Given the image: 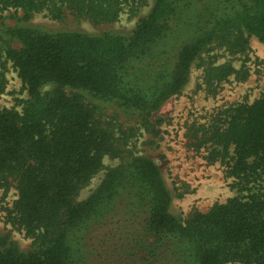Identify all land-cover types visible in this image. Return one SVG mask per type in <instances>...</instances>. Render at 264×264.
<instances>
[{
    "label": "trees",
    "instance_id": "obj_1",
    "mask_svg": "<svg viewBox=\"0 0 264 264\" xmlns=\"http://www.w3.org/2000/svg\"><path fill=\"white\" fill-rule=\"evenodd\" d=\"M145 2L0 0L16 20L0 30V53L28 93L21 111L0 109V194L15 190L8 221L33 239L21 250L0 234V264H264V95L194 131L195 148L224 166L235 192L204 213L173 215L159 167L126 156L139 130L159 137L154 114L180 94L208 46L245 55L251 37L264 44V0H154L129 32L99 35L30 23L46 12L111 24L127 3ZM231 76L249 73L209 66L205 86ZM105 156L121 162L78 201Z\"/></svg>",
    "mask_w": 264,
    "mask_h": 264
},
{
    "label": "rangeland",
    "instance_id": "obj_2",
    "mask_svg": "<svg viewBox=\"0 0 264 264\" xmlns=\"http://www.w3.org/2000/svg\"><path fill=\"white\" fill-rule=\"evenodd\" d=\"M154 0H146L145 4L127 3L123 6L117 20L111 24L94 25L87 20H75L67 17L64 20H52L46 12L35 15L31 24L48 30H79L92 35L104 32H129L140 17L146 15ZM20 15V13H19ZM13 10H0V30L3 25L15 26ZM0 49L2 44L0 43ZM0 53V79L3 78V93L0 95V109H16L21 111V101L28 96L17 71L12 63ZM230 64L235 69L247 70L249 76L240 80L231 76L227 82L221 83L214 90L207 88L204 71L209 66ZM264 95V44L254 37L249 39L245 55H233L216 43L208 46L192 64L188 81L179 95L166 101L154 120L161 119L159 137L139 130L129 140L126 156H145L159 167L172 195L170 211L180 219H186L192 212H206L216 203H224L235 195L231 189V180L226 178L224 166L220 163L209 164L205 158V149L194 146V131L206 129L215 116L221 111L240 103H252ZM105 117H116L123 122L124 116L114 107H104ZM119 116V117H117ZM198 135L199 132H198ZM121 162L118 158L105 156L101 170L94 175L84 187L78 201L84 200L94 190L108 169ZM16 199L14 189L8 194H0V234H8L11 241L21 250H28L33 239L8 221L7 209H11Z\"/></svg>",
    "mask_w": 264,
    "mask_h": 264
}]
</instances>
